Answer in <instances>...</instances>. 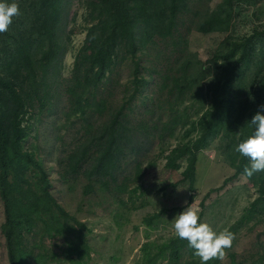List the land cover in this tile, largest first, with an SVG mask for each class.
Returning <instances> with one entry per match:
<instances>
[{"label": "trees", "instance_id": "16d2710c", "mask_svg": "<svg viewBox=\"0 0 264 264\" xmlns=\"http://www.w3.org/2000/svg\"><path fill=\"white\" fill-rule=\"evenodd\" d=\"M63 2L64 0H32L30 23L23 31H20L23 25L20 16L15 19L18 23V39L15 40L18 54L13 57V69L8 74L0 73V199L4 210V221L0 228L8 264H46L58 259L57 252L48 254L46 249H42L43 245L38 251L33 248L35 245H29L27 238L33 233L39 234L41 239L45 235L51 238L62 237L63 257L72 264H83L82 260L87 262L89 256L86 224L68 212L52 195V182L46 164L27 145L32 129L28 114L33 99L38 100L40 107L45 105L49 86L45 81L52 78L64 54L65 46L60 42ZM226 2L228 0H223L217 8L204 15L195 28L201 33L226 31L231 13L230 6H225ZM82 5L86 23L85 37L74 56L65 92L69 102L66 118L70 115L81 118L83 130L70 150L58 159L62 169L60 178L62 182L69 183L83 176L86 180L83 184L84 194L91 193L96 184L102 191H110L118 203L124 206L125 201L119 195L125 192L130 182L147 174V168L142 170L140 162H136L134 174L124 175L118 180L127 152L140 151L139 131L142 126L146 128V125H141V121L135 126L130 117L134 109V98L147 97L142 92L148 79L142 73L144 67L140 63L141 51L156 38H169L173 44L176 43L174 33L178 21H182L183 13L188 10V3L187 0H84ZM254 33L243 40L231 41L232 46H228L227 51L214 55L215 60L222 59L223 63L218 64L220 77L216 79L214 86L210 88L213 79L207 82L210 98L208 106L211 109L202 117L198 136L194 140L177 143L166 155L164 170L152 175L149 183L163 184L161 189L164 192L186 195L194 189L197 151L206 147L210 139L217 136L229 138L231 143L226 144L228 147L240 139L231 148L232 153L228 152L226 155L234 173L223 180V185L229 180L243 177L254 187L256 195L231 226L232 233L249 222H264V171L254 173L251 177L246 176L244 169L250 167L251 161L236 151L239 143L254 133L255 126L251 124V118L257 111L264 114V109H261L264 105V83L261 88L262 100L251 110L246 121L240 124L242 128L239 135L236 126L223 122L220 117L222 112L229 114L231 111L237 117V108L230 109L227 105L233 101L237 104V92L232 83L242 59L252 60ZM119 51H123L124 56L132 60V89L117 107L107 111L106 120L96 123V118L107 107L106 98L96 99L98 87L108 79ZM236 54L238 57L235 59ZM204 65L192 60L183 67H192L189 72L191 77L186 72L176 71L169 81L167 76L163 78L158 90L167 88L164 103L168 105L169 117L162 122V129L169 131V134L173 133L175 125L184 122L188 115L185 112L189 106H193H184L188 99L184 102L182 99L194 87L201 86V81L206 76L201 77L205 74ZM188 78L193 79L190 81ZM40 85L43 86L41 97L37 90ZM28 88L35 95L30 94ZM243 91L246 97L250 94L244 87ZM193 98L195 97L189 99ZM253 100L251 98V103ZM195 101L200 105L202 103L201 99L195 98ZM247 104L240 107L239 115ZM92 105L95 107L91 108ZM232 120L235 124L238 123L236 118ZM181 159H186L183 167ZM145 185L140 183L130 189L129 197L132 198V194ZM223 185L210 188L206 196L219 191ZM187 205H175V208L181 210ZM166 212L165 208L153 212L147 216V224L150 225L153 219ZM233 243L234 240L232 245ZM57 246L59 247L58 244ZM230 249L231 247L226 250ZM141 250V260L135 264H158L160 257H167L165 264H201L200 258L194 255V250L188 247L187 241L178 236L169 237L157 245L152 241H145ZM184 254H189V258L182 262ZM230 256L231 264H245L236 261L234 252L230 251ZM257 260L262 264V256ZM221 262L214 259L207 264Z\"/></svg>", "mask_w": 264, "mask_h": 264}, {"label": "rangeland", "instance_id": "374dc122", "mask_svg": "<svg viewBox=\"0 0 264 264\" xmlns=\"http://www.w3.org/2000/svg\"><path fill=\"white\" fill-rule=\"evenodd\" d=\"M3 3H17L20 9V18L23 25L20 31L29 25V17L32 14V0H0ZM84 0H64V11L61 23V44L63 43L64 54L59 60L56 71L52 78L45 82L49 83L48 94L45 105L39 106V102L33 99L32 107L29 109L28 118L32 125L30 131L29 145L36 155L43 159L49 173L52 186L50 192L61 203L65 209L86 224V235L89 246L87 262L83 264H135L141 260V246L145 241H152L155 245L166 241L169 237L177 236L174 223L176 216L187 207L198 212L199 222L207 223L215 232L219 233L225 229L232 231L233 226L242 214L245 207L256 195L255 189L249 182L240 178H234L223 185V180L234 173L226 155L232 151L240 139H237L230 147L229 138L217 136L210 139L209 144L197 151L196 180L194 189L184 195L164 192L163 184H149L150 177L164 170L166 155L177 143L185 140H194L198 136L200 122L205 112H209L211 106L207 82L212 80L210 88L220 77L218 64L222 59H214L220 51H227L232 46L231 41L243 40L254 32V48L252 60L243 58L236 72L233 88L237 92V104L231 102L227 107L237 108V118L234 112L229 114L222 112L220 117L223 122H230L237 127L238 135L243 121L247 119L251 110L261 102V88L264 83V0H228L225 6H230V20L228 28L222 33H201L195 26L201 18L223 2V0H187L188 10L183 13L182 21L174 33L177 41L173 44L169 38L161 40L156 38L152 43L145 46L141 53L140 63L144 69L142 73L148 79V84L143 88L147 97L134 98L130 117L136 126L139 121L140 129V151H128L121 167L122 174L133 175L136 162H140L142 170L147 168V174L136 181L130 182L125 192L119 196L125 201L122 206L110 191H102L95 184L89 194H84L83 184L85 177L80 176L78 180L64 183L61 181V166L58 159L62 158L70 150L74 141L83 130L81 118L70 115L66 118L69 102L65 92L67 80L71 75L74 56L81 47L85 37V25L83 19ZM14 17L6 32L0 33V73L8 74L14 67L13 57L18 52L15 49V40L18 23ZM238 57L236 54L235 59ZM130 57H125L123 51L118 52L115 64L109 71L108 79L99 87L96 95L98 98H106L107 107L105 111L96 118V123L106 120L108 112L117 107L132 89L130 83L133 77V63ZM192 60L204 63L205 76L200 87H194L186 97L182 99L184 106H189L185 112L186 119L182 124L175 125L172 134L162 129V122L169 115L168 105L164 103L166 97L165 88H158L165 76L168 81L176 71L189 74L192 67L188 65ZM232 60V59H231ZM193 73V72H192ZM191 73V74H192ZM189 77L190 74H189ZM190 81L193 79L188 78ZM167 81V82H168ZM243 87L250 91L246 97ZM43 86H38V94L42 95ZM29 89V88H28ZM198 89V92H197ZM30 94L35 95L32 90ZM33 92V93H32ZM245 94V96H244ZM252 94V95H251ZM201 99V105L195 98ZM251 98H254L251 103ZM200 105H198V104ZM248 103V104H247ZM239 115L240 107L245 106ZM95 107L94 105L91 108ZM233 118L238 121L233 122ZM193 123V124H192ZM155 124V127H151ZM241 124V125H240ZM186 132H189L186 135ZM220 135V134H219ZM232 153V152H231ZM181 166L186 164V159H181ZM146 184L137 189L129 197V190L137 184ZM223 187L216 192L206 196L210 188ZM206 196V197H205ZM188 205L179 210L175 205ZM161 208L167 209L165 215L153 219L147 224V216ZM4 221L3 204L0 199V226ZM234 243L230 251L235 253L236 261L245 264H260L257 260L262 256L264 264V222H249L235 232ZM29 245H35L36 251L46 249L58 253L57 260H51L46 264H72L63 257L62 237H49L39 234L28 236ZM43 243H42V242ZM59 245V247L57 246ZM38 245V246H36ZM35 251V252H36ZM230 251L221 264H231ZM85 258V256H84ZM189 258V254L182 256V262ZM167 263V257H160L158 264ZM0 264H8L4 237L0 228Z\"/></svg>", "mask_w": 264, "mask_h": 264}, {"label": "clouds", "instance_id": "9594fccd", "mask_svg": "<svg viewBox=\"0 0 264 264\" xmlns=\"http://www.w3.org/2000/svg\"><path fill=\"white\" fill-rule=\"evenodd\" d=\"M20 15L17 3L0 2V33L6 32L14 17ZM264 109V105L261 106ZM255 126L254 133L243 140L236 148L242 156L250 159V167L244 174L251 177L254 173L264 171V114L257 111L250 120ZM198 212L191 207L181 211L175 219L174 229L181 240H186L194 255L200 258L201 264L210 260H224L226 249L232 246L235 234L225 229L215 232L207 223L199 222Z\"/></svg>", "mask_w": 264, "mask_h": 264}]
</instances>
